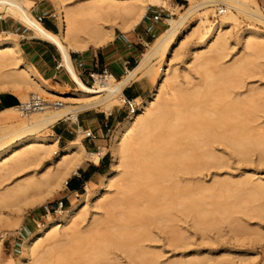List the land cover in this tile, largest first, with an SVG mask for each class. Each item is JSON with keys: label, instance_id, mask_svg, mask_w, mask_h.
I'll list each match as a JSON object with an SVG mask.
<instances>
[{"label": "bare ground", "instance_id": "obj_1", "mask_svg": "<svg viewBox=\"0 0 264 264\" xmlns=\"http://www.w3.org/2000/svg\"><path fill=\"white\" fill-rule=\"evenodd\" d=\"M187 1L189 7L177 18L171 11L172 17L166 20L169 28L148 44L138 65L121 80L97 76L95 83L87 86L75 73L70 52L108 45L115 39L116 29L123 33L132 31L143 19L148 5L164 3V0H83L74 4L53 0L58 34L45 31L31 17L33 3L29 0H0V7L5 9L0 17L13 11L36 37L55 44L62 53L64 67L78 84L77 98L57 96L55 87L24 60L19 38H2L0 34V91L25 90L31 92V97L41 93L78 102L74 103L76 106L69 102L54 109L48 106L19 126L10 124L14 114L21 112L19 107L0 113V179L35 168L29 179L17 184V191L26 193L38 184L47 185L49 193L63 189L67 177L85 157L99 163L106 153L105 149L100 154L86 153L81 139L60 149L58 139L43 135L42 131L63 119L76 118L83 111L99 108L110 113L115 105L124 104L123 89L135 81L153 77L154 87L147 99L134 100L135 111L115 131L111 144L112 166L102 177L101 186L94 190L88 188L80 200L59 209L58 218L50 215L48 222L24 242L18 264H51L54 259L55 264H122L118 257L115 263L107 259L113 248L137 264H158L155 258L138 260L139 250L144 249L140 241L146 235V228L132 226L131 219L161 222L164 218L170 219V210L178 209L193 214V224L207 233L215 225L207 222L203 209L215 192L229 191L236 201L243 196L264 198V177L257 183L253 176L229 181L212 175L210 185L204 180L205 172L211 175L212 169L221 172L229 165L227 153L219 155L215 144L231 150L239 164L248 160L251 150H258L259 163L264 162V135L238 126L249 120L246 108H251L250 117L257 113L255 99L264 96V89L253 88L249 100L237 98L235 103L224 94V85L254 65L252 57L264 56V32L247 29L240 37L242 47L232 58L233 64L226 66L222 62L229 55L231 21L240 15L264 26V11L258 0ZM214 10L221 18L211 23L210 12ZM193 17L197 20L190 23ZM190 36L197 37L198 43L189 49L179 67L175 61L184 55L185 41ZM191 71L200 77L199 83H194ZM189 85L191 89L187 88ZM211 106L214 108L210 109ZM221 129L223 133L218 132ZM185 139L188 141L184 142ZM157 180L171 182L169 186H159L166 192L152 196L140 188L145 182ZM115 187L117 194L112 197ZM118 208L122 210L114 213ZM261 208L264 218V202ZM90 212H93L91 229L82 233L80 225L87 221ZM171 232L175 234V229ZM181 239L173 237L175 243ZM87 240L93 247L88 250V260H84L83 244ZM3 241L4 234H0V264H3ZM45 244L48 248L43 250ZM76 254H80V260L72 263ZM172 264H206V259L196 256Z\"/></svg>", "mask_w": 264, "mask_h": 264}, {"label": "rangeland", "instance_id": "obj_2", "mask_svg": "<svg viewBox=\"0 0 264 264\" xmlns=\"http://www.w3.org/2000/svg\"><path fill=\"white\" fill-rule=\"evenodd\" d=\"M41 1L42 3L40 4L39 8H36V2L35 4L31 5L32 14L35 16V18H37V16L39 15L41 16L42 14L54 15L53 20L57 24L56 9L53 0ZM76 1L80 2L83 0H68V3L74 4L77 3ZM164 1V3H153L148 5L147 11L143 19L139 23L140 25L143 21H145L146 25L150 29L158 31V33L156 34L157 36L161 32L169 28V24L166 20L172 17V12L176 14L174 17L177 18L180 13H183L184 10L189 7V2L187 0ZM258 2L264 11V0H258ZM210 13L211 23H216L220 20L221 17H219V13H216L215 10L213 13L218 16L213 17V13ZM155 15H160L162 17V21L157 23L153 22L152 18ZM194 18L195 17L190 20V23H195L197 17L195 19ZM139 25H137L136 27H138ZM136 27H134V29ZM249 28L255 29L259 32H264L263 25L249 21L244 16L238 15L236 21H231V27L228 35L229 55L222 61L226 64V66H230L233 64L232 58H234L236 53H238V51H240L242 47L241 45H239L240 37ZM121 34H123V32L116 29V35ZM1 37L6 38L8 36L1 35ZM197 43L198 38L192 36H190L185 41L184 55L175 61L179 67L183 65V61L186 59L189 49L197 45ZM147 49L148 44L142 47L141 54L138 57V63ZM251 60L254 62V65L249 66L246 71L236 75V77L231 82H228L226 85H224L225 96L228 99H234V103L235 101H238L236 100L237 98L239 100H249V97L251 98L252 96L250 90L253 88L264 89V56L262 58L252 57ZM138 63L136 65H138ZM131 69L132 68H130V70ZM191 72L193 73L192 76L194 79V83H199L200 77L193 71ZM141 81L143 82V84L152 86L153 91V77H146ZM52 86L55 87L54 89L56 95L59 97H62L64 99H67L69 97L77 98L75 96L77 89L73 90L68 87L62 88L57 85ZM187 88L191 89L192 86L189 85L187 86ZM11 91L16 92L20 96L22 103L27 102L31 97L30 91ZM211 93L216 94V91H213ZM35 94H39L44 98H47L52 103L60 101L63 104L68 105L71 103V106H76L74 105V103L78 104L77 101L70 102L69 100L65 101L64 99L51 97L41 93ZM255 101L256 102L254 103V108L257 110V113L253 114V116L250 117L251 114H249L248 111L251 110V108H246L245 111L248 113L247 117L249 118V120L245 123H241V125L238 124V126L248 128L252 133L256 131L258 132V134L264 135V96L259 97V99L257 100L255 99ZM224 102L222 103L226 105L228 104ZM51 107L52 108L50 109H54V105H51ZM212 107L213 106H211L210 109H212ZM116 110H119L123 116H126V118L129 116L127 114V107L123 103H121L120 105H115L110 112H115ZM88 111L104 112L99 108L91 109ZM37 113L38 112L23 116L21 112H18L14 114L15 117L12 121H10V124L13 126H19L32 119L34 116H36ZM115 131L116 128H114L112 132L109 133V136L107 138V146L104 147L105 152L107 151L106 153H109L112 161L113 152L111 150V144ZM222 131V129L218 130L219 133H223ZM41 134L49 135L47 131H42ZM84 137V133H80L79 138L82 141L84 140ZM187 141L188 139L184 140V142ZM215 148L219 151V155H221V152H224L225 154L227 153L226 155L228 156L230 161L228 167L223 169L224 171L222 170L220 172V170L212 169L210 171L211 175L206 172L204 173V180L208 185L212 184V177H215V175H220L221 178H229V181H242L246 176H253L255 183L260 182L259 179H263L264 162L259 163L261 154L258 150H251L252 152L249 153L248 160L239 164L231 150H228L219 144H215ZM262 157L264 159V156ZM88 163H90V161H85L83 164ZM34 170V167H29L26 168L25 171L22 170L23 172L20 171L21 173L18 172L17 174L12 175V177H9V179H0V234H4V241L2 243L1 249V258L3 264H18V260L22 253L23 244H25L24 242L29 238V236L34 231L40 229L46 222H48L50 215L54 218L59 217L56 208V204L59 201L64 200L66 205L65 207H69L73 204L72 202L80 200L83 193H85L84 190L82 193H80V196L78 198L72 195L71 203L66 204L65 195L68 193L66 186H64L63 189L54 191L53 193H49L48 186L44 184H40V186L39 184L38 186L34 185V188L30 189L26 193L17 191V184L22 181L24 182L26 179H29V176H31L29 174ZM72 175L73 173L69 175L66 180L69 181ZM161 185L163 187L169 186L171 185V182L163 183L161 180L153 181L151 183L145 182L140 186V188L142 190L149 191L152 196H158L162 194V192H166V190L159 189V186ZM100 186L101 180L97 184H93L91 186V189H98ZM12 189L17 192V196L16 194L14 195L15 192ZM244 189L245 188H243V190ZM113 190L114 192L111 196L115 197L117 194V188L115 187ZM5 196L7 197L5 198ZM263 202L264 198L249 196H243L240 200L236 201L233 193L229 191L215 192L212 197L208 199V204L203 209L204 217H206V219L208 218L207 222L210 221L213 225H215V227L208 230L207 233H203L193 224V214H191L190 212H181L178 209L170 210V219L168 220L164 218L161 222L155 221L153 219H131L132 226L139 227L143 225L146 228V235L145 237H142L140 241V245L144 249L139 250L138 260L147 261L151 258H155L158 264H172L177 260H188L195 258L196 256H200L201 258L206 259V264H264V218L262 217L263 210L261 208V204H263ZM227 209H230V211H225ZM121 210L122 208H118V210H114V213H118ZM91 213L93 212H90L87 217V221L83 222L80 225V232L85 233L91 229ZM172 228L173 230L175 229L176 235L171 232L173 231L171 230ZM174 236L182 237L183 239L175 243L173 240ZM92 247L93 246L91 241L87 240L86 242H84V260H88V250H90ZM47 248V244L42 247L43 250H46ZM106 257L111 263H115L118 257L121 260L122 264H137L135 260L127 257V255L122 251L115 250L114 248L111 249L110 253ZM79 260L80 254H76L72 258V263H77L79 262ZM52 262L55 264V259L52 260ZM52 262L51 264H53Z\"/></svg>", "mask_w": 264, "mask_h": 264}, {"label": "crops", "instance_id": "obj_3", "mask_svg": "<svg viewBox=\"0 0 264 264\" xmlns=\"http://www.w3.org/2000/svg\"><path fill=\"white\" fill-rule=\"evenodd\" d=\"M36 8L40 7L41 0L33 1ZM5 13V9L0 7V16ZM31 17L38 22L42 28L52 34L59 33L58 24L53 20L54 15L42 14L43 22L30 13ZM158 31L150 29L143 21L133 31L115 35V39L108 45L101 48H90L84 52H70L72 67L87 86L92 85L89 73L101 74L104 69L109 70L112 77L117 81L121 80L130 68H134L138 63L142 47L151 44L156 38ZM0 34L18 39L24 60L31 64L39 74L52 85L62 88L68 87L76 90L78 84L71 76L69 70L64 67L62 53L52 42L38 38L30 28L20 21V17L10 11L4 18L0 17ZM152 92V86L143 84L141 80L133 82L123 89V96L127 100H143ZM22 103L20 96L16 92H0V113L6 109L18 107ZM128 114V109H127ZM119 110L115 112H91L83 111L76 118L63 119L53 126L44 130L49 133L46 135L58 139L59 148H64L79 140L80 133L86 130L94 131L98 138L96 140L84 139L82 145L86 153L100 154L102 149L107 146V138L114 128L116 130L126 120ZM107 152V151H106ZM90 161L88 164H83ZM112 160L109 153L101 156L99 163L92 162L85 158L81 165L70 177L66 186L68 193L65 195L66 204L71 203L72 195H80L93 184H97L102 177L111 169ZM84 194V193H83Z\"/></svg>", "mask_w": 264, "mask_h": 264}, {"label": "built area", "instance_id": "obj_4", "mask_svg": "<svg viewBox=\"0 0 264 264\" xmlns=\"http://www.w3.org/2000/svg\"><path fill=\"white\" fill-rule=\"evenodd\" d=\"M37 19L41 23L44 20L42 16H39ZM152 20L153 22L157 23V22L162 21V17L160 15H155L153 16ZM97 76L104 78V77L112 76V74L107 69H104V71L101 74L92 73V72L89 73V78L92 81V85L95 83ZM51 105H54L56 107H62L63 103L60 101H56L52 103L47 98H44L41 95H33L31 98H29L27 102L21 103L18 107L20 108L22 114L27 115V114L34 113V112L43 111L48 106H51ZM124 105L128 109V115L135 111L136 105L134 104V100L125 99ZM84 135H85L84 139H88V140H96L98 138L97 134L91 130L84 131ZM67 185H68V182L66 186ZM65 206L66 205H65L64 200L59 201L56 204L57 212L59 209L66 208Z\"/></svg>", "mask_w": 264, "mask_h": 264}]
</instances>
